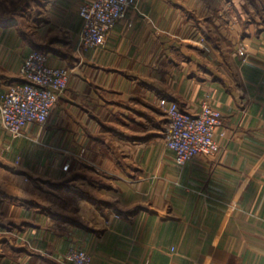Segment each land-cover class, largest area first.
<instances>
[{
  "label": "crops",
  "instance_id": "0c3cea01",
  "mask_svg": "<svg viewBox=\"0 0 264 264\" xmlns=\"http://www.w3.org/2000/svg\"><path fill=\"white\" fill-rule=\"evenodd\" d=\"M85 1L0 16V98L33 50L72 71L44 127L0 120V264H264V0H138L89 50ZM206 97L221 155L180 166L165 107Z\"/></svg>",
  "mask_w": 264,
  "mask_h": 264
},
{
  "label": "built area",
  "instance_id": "2783aa9c",
  "mask_svg": "<svg viewBox=\"0 0 264 264\" xmlns=\"http://www.w3.org/2000/svg\"><path fill=\"white\" fill-rule=\"evenodd\" d=\"M138 0H89L80 5L82 18L80 46L85 49L105 47L115 26L126 19ZM246 58L244 46L239 50ZM71 68L49 63V54L33 50L18 70L19 80L10 82L0 98V120L12 136H23L28 124L44 127L69 88ZM168 128L165 145L175 152V161L183 166L199 157H219L221 144L217 130L223 125L221 110L206 97L197 112L181 109L176 101L165 107ZM70 162L63 165L68 171ZM1 231V224H0ZM64 264H91L92 255L84 249H69L62 258Z\"/></svg>",
  "mask_w": 264,
  "mask_h": 264
},
{
  "label": "rangeland",
  "instance_id": "374dc122",
  "mask_svg": "<svg viewBox=\"0 0 264 264\" xmlns=\"http://www.w3.org/2000/svg\"><path fill=\"white\" fill-rule=\"evenodd\" d=\"M25 5L24 0H0V16H3L5 14H17L19 15L20 12H22L23 10L20 9V7L22 8ZM28 19H26L25 17V21H27ZM244 46V45H242ZM241 46V47H242ZM240 47V48H241ZM239 48V50H240ZM242 56V55H241ZM19 161V160H18ZM16 161V163L18 162ZM15 163V164H16ZM68 173L66 174L67 176H69L71 174V167L70 169L67 171ZM65 175V176H66ZM4 179V182L7 181V179H5V176H1L0 175V180ZM2 182V181H0ZM43 196V195H42ZM45 197V196H43ZM43 197H39L40 200H43ZM46 198V197H45ZM1 233V232H0ZM7 232H5L6 234Z\"/></svg>",
  "mask_w": 264,
  "mask_h": 264
}]
</instances>
